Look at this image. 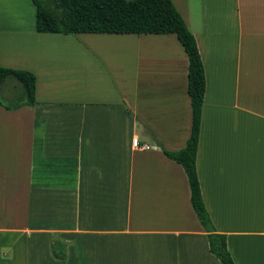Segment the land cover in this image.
I'll return each mask as SVG.
<instances>
[{
    "label": "crops",
    "instance_id": "0c3cea01",
    "mask_svg": "<svg viewBox=\"0 0 264 264\" xmlns=\"http://www.w3.org/2000/svg\"><path fill=\"white\" fill-rule=\"evenodd\" d=\"M171 1L204 69V206L234 264H264V0ZM31 6L0 0V67L36 79L35 106L0 103V264H220L157 146L191 131L176 36L42 34Z\"/></svg>",
    "mask_w": 264,
    "mask_h": 264
},
{
    "label": "trees",
    "instance_id": "16d2710c",
    "mask_svg": "<svg viewBox=\"0 0 264 264\" xmlns=\"http://www.w3.org/2000/svg\"><path fill=\"white\" fill-rule=\"evenodd\" d=\"M36 13V31L63 36L78 34H173L188 59L187 93L192 122L185 147L177 152L157 146L169 160L179 164L190 189V204L202 229L207 234L209 250L220 264H234L227 249L226 236L215 231L202 199L196 172V155L205 76L196 40L188 30L171 0H30ZM13 80L19 86L14 100L0 103L7 110L20 106L33 107L35 76L27 71L0 67V87Z\"/></svg>",
    "mask_w": 264,
    "mask_h": 264
},
{
    "label": "built area",
    "instance_id": "2783aa9c",
    "mask_svg": "<svg viewBox=\"0 0 264 264\" xmlns=\"http://www.w3.org/2000/svg\"><path fill=\"white\" fill-rule=\"evenodd\" d=\"M133 143H134L135 146H137V140H134ZM138 148H140V149H147L148 147L145 146V145H143V146L138 147Z\"/></svg>",
    "mask_w": 264,
    "mask_h": 264
},
{
    "label": "rangeland",
    "instance_id": "374dc122",
    "mask_svg": "<svg viewBox=\"0 0 264 264\" xmlns=\"http://www.w3.org/2000/svg\"><path fill=\"white\" fill-rule=\"evenodd\" d=\"M32 7V6H31ZM13 82H15V81H13ZM16 83V82H15ZM17 84V83H16Z\"/></svg>",
    "mask_w": 264,
    "mask_h": 264
}]
</instances>
